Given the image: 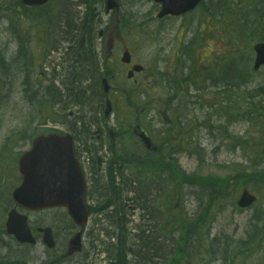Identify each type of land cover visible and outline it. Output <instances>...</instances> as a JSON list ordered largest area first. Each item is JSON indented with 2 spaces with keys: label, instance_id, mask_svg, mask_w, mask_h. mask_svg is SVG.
Returning <instances> with one entry per match:
<instances>
[{
  "label": "rangeland",
  "instance_id": "rangeland-1",
  "mask_svg": "<svg viewBox=\"0 0 264 264\" xmlns=\"http://www.w3.org/2000/svg\"><path fill=\"white\" fill-rule=\"evenodd\" d=\"M205 3L193 15L169 17L162 21L154 18L155 11L159 9L155 0H121L120 12L118 16L113 14L114 17L108 16L102 3H98L104 20L107 23L112 20L114 26L110 30L114 31L111 66H122L120 55L124 46L132 50L134 58L145 66L146 72L136 77V90V85L125 77L126 68H120L124 79L118 77L112 82L117 89L112 94L115 112L110 119H101L90 130L94 132L97 126L105 130L116 126L121 131L117 151L122 154L123 150H138L140 145L132 135L131 125L138 116L137 122L157 135L156 129L162 126L160 121L165 126L171 122L170 117L158 114L153 108L152 97H170L172 105L176 98L161 80L172 82L170 74L179 68V74H174L176 83L184 79L182 85H188V111L183 113V117L192 122L198 138L195 145L187 146L177 158L174 157V164L183 172L180 175L181 186L174 192V186L172 189L166 183L169 178L167 171L168 176L163 179L164 188L171 192V196L167 202L157 200L160 211L157 210L156 214L163 217L164 205L172 213L181 212L187 205V209L197 215L192 218L195 226L188 233L189 238L179 233L170 240L171 252L180 251L182 264H264V188L261 186L264 174H260L261 180L248 185L257 196L261 195V201L249 209L239 210L236 203L231 202L229 194L234 187L226 192L225 203L221 207L213 208L212 205L209 208L205 201V192L212 193V179L224 178L238 170L247 171L253 165L247 161L244 148L238 145L247 146L248 137L257 134L259 138L264 128V117L261 116L264 112V67L253 70V46L264 41V27L260 28L264 20H259L264 13V0H205ZM66 8L67 0H51L45 7L38 8H27L20 0H0V264H20L24 260L27 264H54L55 258L47 257L43 242L34 247L18 244L5 233V222L7 211L12 206L11 190L20 184L18 159L22 152L31 147L32 138L38 133L68 130L70 120L62 115L70 108H60L62 103L48 105V99L45 102V97L39 92L42 85L51 81L54 67L57 73H61V63L68 64L65 57L61 60L68 43L61 35L65 32L61 27L60 11ZM254 11L258 13L257 20L247 18V13ZM100 28L105 27H98L96 47L103 57L106 40L99 36ZM188 52L192 53L191 59L179 56ZM50 56L56 59V66L49 62ZM217 58H220L219 62L215 61ZM212 61L217 64V71L211 65ZM195 64L198 65L195 73L198 77L196 81H190L188 75L195 69ZM124 89L136 90L139 103H128L126 96H122ZM147 100L150 106L145 108ZM102 112L95 113L101 116ZM130 120L132 124L126 123ZM229 131L234 139L229 137ZM96 140L93 135L94 159L99 155L106 158L114 156L107 131L98 142L99 147ZM90 162L88 168L98 169L97 163ZM188 174L200 177L201 185L185 184ZM208 182L209 186H202ZM244 187L236 193L237 199ZM180 212L176 216H180ZM205 215L207 220L203 219ZM31 221L37 226L55 224L59 243L56 250L64 248L70 229L61 213H34ZM103 222L100 221L99 228ZM99 234L101 236L102 232ZM256 234L257 237L252 238ZM91 238L92 234L87 232L84 245L88 255L91 254L89 263L93 260L95 264H109L111 257L104 252L109 240H98L94 253ZM197 238L201 239L200 244ZM187 241L190 248L185 247ZM191 250L196 253L190 256ZM84 260L85 257L77 255L68 264Z\"/></svg>",
  "mask_w": 264,
  "mask_h": 264
},
{
  "label": "water",
  "instance_id": "water-1",
  "mask_svg": "<svg viewBox=\"0 0 264 264\" xmlns=\"http://www.w3.org/2000/svg\"><path fill=\"white\" fill-rule=\"evenodd\" d=\"M27 4H43L48 0H23ZM163 13H181L192 8L199 0H162ZM257 51L256 68L264 64V44L255 47ZM106 90L108 85L105 81ZM111 112L110 103L106 115ZM145 141L149 139L143 134ZM22 171L26 173L25 183L18 188L15 199L24 207L39 209L49 206H67L74 218L84 223L87 207L85 203V185L81 169L75 161L70 138L57 140L55 138H42L36 142L35 149L22 160ZM255 197L245 190L238 204L249 206ZM8 232L21 241L35 242L28 227L27 217L15 209L9 213L7 222ZM45 233V241L50 247L54 246L50 228L41 229ZM78 239H76L77 241Z\"/></svg>",
  "mask_w": 264,
  "mask_h": 264
},
{
  "label": "trees",
  "instance_id": "trees-1",
  "mask_svg": "<svg viewBox=\"0 0 264 264\" xmlns=\"http://www.w3.org/2000/svg\"><path fill=\"white\" fill-rule=\"evenodd\" d=\"M97 68V66L94 64V69ZM257 172L255 170L252 171H242L238 170L236 174L229 177L224 178H217L212 179L211 185H212V193L205 192V201L207 202V205H209V208L212 207H221L225 203V194L227 192V188L234 187V191L230 193V200L232 203H234L236 193L238 192L239 188L242 186V183H247L250 180L253 179V176H257ZM183 175V174H182ZM188 182L195 183L201 185V179L200 177H186ZM209 183H204L202 186H209ZM203 201V196L201 197ZM216 201V203H214ZM214 203V204H213ZM202 218V217H201ZM204 220L208 219V216L203 217ZM119 224L122 223V221L119 219ZM183 224H191L188 220H183ZM181 225L178 223V219H174V225H173V234L179 233ZM192 229V225L189 227L182 228V233L189 238L188 233ZM181 233V232H180ZM153 237L151 239L150 235H142L140 237V243H137L135 240L132 244L128 243V239L122 238L118 241L116 246H113L109 252L110 257L117 259L118 264H129L128 256L129 254H133L134 261L137 262V264H182L181 259L183 258L180 251H173L171 256L168 257V255H165V249L164 246L161 245V248L159 247L158 243H154ZM154 240H157L154 238ZM198 244L201 243V239L197 238ZM189 242H185V247H189ZM139 246V247H138ZM131 248V249H129ZM137 248H139L137 250ZM176 250V249H175ZM182 250H184V246H182ZM218 250H216L217 252ZM182 252V251H181ZM196 252L192 251L190 252V255H194ZM209 261V260H208ZM191 264V263H190Z\"/></svg>",
  "mask_w": 264,
  "mask_h": 264
},
{
  "label": "flooded vegetation",
  "instance_id": "flooded-vegetation-1",
  "mask_svg": "<svg viewBox=\"0 0 264 264\" xmlns=\"http://www.w3.org/2000/svg\"><path fill=\"white\" fill-rule=\"evenodd\" d=\"M86 2H84L83 3V5H84V8H85V10H84V14H85V11L88 9V8H86V5L88 4V2L90 1V0H85ZM117 1V3H118V7L116 8V10H110V11H108L107 9H106V1L103 3V6H104V11H105V13L108 15V16H110V17H114L113 16V14H117V16H118V14H119V12H120V8H121V0H116ZM76 4L77 3H75L73 0L72 1H69V16H70V27H71V30L72 31H75V29H76V25H77V17H78V14L76 13V11L74 10V9H76ZM80 4L81 3H79L78 5H77V7H80ZM89 5V4H88ZM160 5V4H159ZM161 7V6H160ZM199 7H200V5L199 6H197V8L196 9H194V10H192L191 12H188V13H186V14H184V15H182L181 17H186L187 15H189V14H191V13H193L194 11H197L198 9H199ZM83 8V9H84ZM95 8V12H96V15H100L101 16V18H100V21L97 23V25H99V26H104L105 28H100V31H99V34L101 35V37L103 38V40H106L105 42V46H106V48L107 49H109L110 51H111V48H112V42L114 41V37H113V35H114V31H110L114 26H113V23H112V20H109L108 21V23L104 20V17L101 15V14H103V12H98V9L96 8V7H94ZM167 17H173V15H170V16H167ZM176 17V16H175ZM180 17V16H179ZM81 18H82V16L80 17V20H81ZM84 23L85 24V26H82L80 29H82V30H84L85 28L86 29H91V21H89L88 20V18H86V15L83 17V20L81 21V23ZM80 23V24H81ZM75 28V29H74ZM71 45V47L69 48V57L71 58L72 57V54H73V50H74V48H73V45H72V43L70 44ZM123 50H124V47L122 46L121 47ZM127 50V47H125V51ZM124 51V52H125ZM123 52V53H124ZM131 55H132V60H131V62H130V64H128V65H126L127 67H128V71L132 68V66L135 64V60H134V57H133V54L131 53ZM116 75H113V77H115ZM68 78H72V75H70V74H67V75H65V79H68ZM86 84H87V82H86ZM68 88H70L71 87V85L70 84H67L66 85ZM90 85H89V87H88V91H90ZM67 126H68V130H67V132H69V133H72L73 135H74V138H75V140H76V143H77V140H78V137H77V132H76V128L69 122L68 124H67ZM100 133V132H99ZM133 133H135V132H133ZM119 134H120V130H117V137H119ZM149 134V133H148ZM88 138H90L89 137V134H88ZM99 144V143H98ZM80 145V144H79ZM115 147H116V144L114 145ZM145 149V148H144ZM76 153L78 154V156L80 157V158H82L83 156V152H82V150H81V148L80 147H78V149H76ZM104 159H99L98 160V162H99V165H101V168L99 167V172H97V174H96V180H94V176H93V174L91 173L90 174V176L88 177V183H89V187H88V201H89V210H90V216H91V218L93 219V220H96V218H95V214H92L91 213V210H92V208H93V205L94 204H96V202H97V200H96V196L94 195V193H93V188H94V186L93 185H97V187L100 189V183H101V181H102V174H105V173H107V175H109L111 172H112V169H110V168H108V167H110L111 165H112V163H114V161H109V163H108V165H107V167H106V170L104 171V169H102L103 167H102V164H103V161ZM105 163V162H104ZM121 168H122V166H121ZM118 173V172H117ZM107 180H108V178H107ZM119 181H123L121 178H119ZM127 181H129V180H127ZM104 182V181H103ZM118 184V183H117ZM154 187H151L150 188V190H154L153 189ZM95 192H97V193H100V192H102V191H96V190H94ZM97 197H98V195H97Z\"/></svg>",
  "mask_w": 264,
  "mask_h": 264
},
{
  "label": "bare ground",
  "instance_id": "bare-ground-1",
  "mask_svg": "<svg viewBox=\"0 0 264 264\" xmlns=\"http://www.w3.org/2000/svg\"><path fill=\"white\" fill-rule=\"evenodd\" d=\"M160 247V246H159ZM161 248V247H160Z\"/></svg>",
  "mask_w": 264,
  "mask_h": 264
}]
</instances>
